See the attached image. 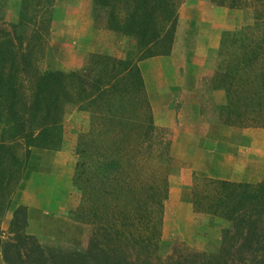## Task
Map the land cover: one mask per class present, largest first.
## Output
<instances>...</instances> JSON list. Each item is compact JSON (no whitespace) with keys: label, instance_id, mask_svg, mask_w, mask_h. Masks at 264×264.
Instances as JSON below:
<instances>
[{"label":"trees","instance_id":"1","mask_svg":"<svg viewBox=\"0 0 264 264\" xmlns=\"http://www.w3.org/2000/svg\"><path fill=\"white\" fill-rule=\"evenodd\" d=\"M52 1L37 0L32 5L30 0H21L13 31L0 28V105L8 111L0 139V207L10 196L9 186L22 175L30 149L59 147L63 106L72 103L89 112L92 120L76 149L73 187L85 193L82 201L88 203V215L98 229L85 251L54 255L27 233V209L20 205L12 213V237L1 244L3 260L6 264H149L148 256L159 242L168 187V174L157 170L165 165L172 168V156L169 142L162 143L157 136L138 68L125 59L114 76H99L87 85L77 72L45 70L37 74L31 103L19 95L18 74L23 73L19 47L24 39L18 29L35 25L39 11L45 13ZM178 1L94 0V19H102L115 33L132 37L136 59L141 60L156 55L158 46L162 52L170 49ZM216 3L251 4L255 9L252 24L223 34L222 60L211 78V88L222 89L225 95V101L216 106L219 118L228 128H264V0ZM133 72L138 76L136 82L131 81ZM138 87L141 92L133 93ZM21 141L22 156L16 152ZM194 179L195 210L206 205L205 210L231 219L233 226L223 230L216 250L179 253L170 264H264V179L254 184ZM199 187L211 194L198 193ZM143 253L147 262L140 257Z\"/></svg>","mask_w":264,"mask_h":264},{"label":"rangeland","instance_id":"2","mask_svg":"<svg viewBox=\"0 0 264 264\" xmlns=\"http://www.w3.org/2000/svg\"><path fill=\"white\" fill-rule=\"evenodd\" d=\"M216 1H178L175 31L170 49L167 52H162L164 50H161L162 46L154 49L157 54L147 57L155 59L147 62L146 67L143 68L146 75L143 77L142 70L138 66L140 60L136 59L135 40L132 37L129 38L111 31L102 19H94V0H53L51 7H48L45 13L39 11L35 18V25L28 24L23 29H18L24 39L23 44L19 47V61L23 71V73L18 74V81L21 84L19 95L24 98L25 102L31 103L37 74L42 71L77 72V75L87 85L88 82L99 76L107 77L108 74L114 76L115 72L118 73L121 70L122 62L120 61L126 59L125 61H129L131 66L138 68V76L140 75L142 78L143 89L149 103L150 98L147 93H150L151 96L156 95V97H160L158 99L165 101V97L169 94L174 83L178 84L177 89L182 88L186 91V98L177 101L173 98L171 103L173 106L185 104L183 120L196 126V132L216 128L221 129L222 132H228L229 135L233 131L244 129L228 128L220 120L216 106L225 101V95L222 89L211 88V78L222 60L220 46L224 37L223 34L238 32L245 25L252 24L255 9L251 4L230 7L219 5ZM30 2L34 5L37 0H30ZM21 9V0H0V28L13 31L12 26L18 21ZM90 20H92L94 29L92 26H87L88 24L91 25ZM178 20L179 26L183 28L182 32L175 37ZM214 25L217 29L221 27L218 30V40L215 39L217 34L210 32ZM28 41L31 45L28 44ZM17 46L20 45L17 44ZM158 50L161 51L158 53ZM158 73L163 74V81L159 78L157 82L155 81ZM177 73L186 76L179 82L172 78L173 82H171L170 76H175ZM138 76L134 73L131 81L136 82ZM132 92L138 94L141 89L138 87ZM192 93L195 94V97L191 96ZM171 103L168 102L169 109ZM28 117L25 118V122L29 124L30 119ZM166 117L169 120L170 115H166ZM6 118L8 120V111L0 105V139L8 122ZM91 122L90 115L80 110L76 105L64 104L63 118L59 126L60 140L57 144L67 149L68 162L71 163L74 172L77 146L84 139ZM247 128L258 131L252 136L258 139L257 148L259 152L264 153V128ZM157 136L162 143L166 142L167 144L170 138V129H158ZM246 141L248 142V140ZM16 152L22 156L24 154L23 145L17 147ZM169 153L171 154L170 146ZM165 166H160V170L157 171L161 174H168L167 196L173 186H179L181 191L182 189L185 191L191 189L192 205L189 210H182L179 218L176 214H179L180 210H175L177 205H165L163 202L159 242L148 256L149 264H170L179 253L216 250L223 230H229L233 226L231 219L205 210L206 205H199L201 209L195 210L193 185L196 180L194 176L187 172L186 177L179 179V167L174 161H172V168ZM249 168L261 171L264 168V156L260 155L259 161L257 160L255 165L252 163ZM22 175L18 178L17 183H15L16 181L12 182L9 186L10 196L9 198L6 197V202L10 201ZM197 190L198 193L205 190L204 192L211 194V191L205 187L202 189L199 187ZM185 191H182L180 199L184 196L188 197V193ZM175 194H180V192ZM84 196L86 195L83 191L71 188L70 196L66 201V208L59 217L47 222L46 233L32 234L47 252L54 255H58V253L72 254L83 252L88 247L89 241L97 232L98 227L88 215L89 205L83 203L82 198L84 199ZM4 203L0 207V234L3 236V241H6L12 237V234L9 232L6 220L4 223L7 210ZM61 203L63 204L64 201ZM3 206L4 208H2ZM74 210L76 212L72 215ZM169 214L172 216L171 220L168 219ZM36 227L37 225L34 229ZM26 231L28 234L30 233V229L27 228ZM136 255H132L131 258ZM144 256H146L144 253L140 254V257L147 262ZM168 258L171 259L168 260Z\"/></svg>","mask_w":264,"mask_h":264},{"label":"crops","instance_id":"3","mask_svg":"<svg viewBox=\"0 0 264 264\" xmlns=\"http://www.w3.org/2000/svg\"><path fill=\"white\" fill-rule=\"evenodd\" d=\"M90 23L91 25L88 24L87 26H92L94 29L92 20H90ZM213 27L210 32L217 34L215 39L218 40V30L221 27H218V29L216 25ZM182 28V26H179L178 20L175 37L182 32ZM153 59L140 60L138 66L142 70L143 77L146 75L143 68L146 67L147 62ZM185 76L177 73L175 76L171 75L170 80L173 82L172 78H174L175 81L179 82ZM158 78L163 81V74L158 73L155 77L156 82ZM177 85V83L172 84L165 101L158 99L160 97H156V95L147 94L150 98L154 125L158 129H170L169 146L172 161L179 167L178 178L183 179L186 177V173L190 172L192 176L230 182L252 184L259 182L264 176V168L261 171L249 168L252 163L255 165L257 160L259 161L260 155L264 156V153H260L257 148L258 139L252 136V134H257L258 131L244 128L233 131L228 135V132L213 128L196 132V126L183 120L182 115L185 104L173 106L171 103L173 98L176 101L186 98V91L182 88L177 89ZM191 96L195 97V94L192 93ZM168 102L171 103L170 109L168 108ZM83 112L89 114L87 111ZM166 115H170L169 120ZM67 153V149L61 146L57 148L32 147L30 149L22 178L18 182L10 201H8L9 206L4 216V223L6 220L9 226L13 211L16 207L23 205L27 209L26 229H30L31 235L46 233L47 222L56 219L64 211L71 188H74V168L68 162ZM257 166L259 167V165ZM182 191L185 190L182 189ZM182 191L179 186H173L164 201L165 205H177L175 210H180L179 214H176L179 218L182 210H189L192 205L191 189L185 191L188 193V197L184 196L180 199ZM174 192H180V194ZM171 217L169 214L168 219L171 220ZM36 225L37 227L34 229ZM2 242L3 236L0 234V264H6L1 253Z\"/></svg>","mask_w":264,"mask_h":264}]
</instances>
